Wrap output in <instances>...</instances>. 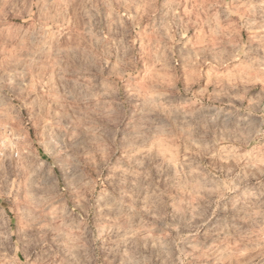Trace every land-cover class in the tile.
Segmentation results:
<instances>
[{
    "label": "clouds",
    "instance_id": "obj_1",
    "mask_svg": "<svg viewBox=\"0 0 264 264\" xmlns=\"http://www.w3.org/2000/svg\"><path fill=\"white\" fill-rule=\"evenodd\" d=\"M0 264H264V0H0Z\"/></svg>",
    "mask_w": 264,
    "mask_h": 264
}]
</instances>
